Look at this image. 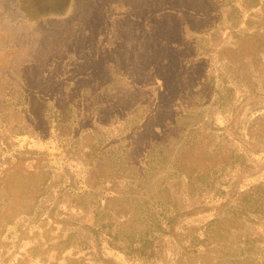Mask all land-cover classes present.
Returning a JSON list of instances; mask_svg holds the SVG:
<instances>
[{
	"label": "rangeland",
	"instance_id": "obj_1",
	"mask_svg": "<svg viewBox=\"0 0 264 264\" xmlns=\"http://www.w3.org/2000/svg\"><path fill=\"white\" fill-rule=\"evenodd\" d=\"M61 1L0 0V264H264V0Z\"/></svg>",
	"mask_w": 264,
	"mask_h": 264
},
{
	"label": "trees",
	"instance_id": "obj_2",
	"mask_svg": "<svg viewBox=\"0 0 264 264\" xmlns=\"http://www.w3.org/2000/svg\"><path fill=\"white\" fill-rule=\"evenodd\" d=\"M258 6L259 0H243V7L245 9H253ZM250 17H252V13H250L249 18L245 20V24H247V26L251 23ZM251 37H253L256 41H261V38L264 39V35L257 31L253 33L245 32L244 35L239 38V44L246 42L247 38L249 40ZM262 46H264V43H262ZM146 222H148V220ZM149 222L150 226L144 232L140 231L136 233H127L123 231L121 226L112 230L109 224H100L98 229L105 234V242L112 250L119 251L126 256L137 257L149 261L160 258V254L162 253V249L160 247L157 249L155 248V240L157 238H155L154 233L158 235V243L161 244V237L165 231L162 227V223L156 219H149Z\"/></svg>",
	"mask_w": 264,
	"mask_h": 264
},
{
	"label": "flooded vegetation",
	"instance_id": "obj_3",
	"mask_svg": "<svg viewBox=\"0 0 264 264\" xmlns=\"http://www.w3.org/2000/svg\"><path fill=\"white\" fill-rule=\"evenodd\" d=\"M35 2V3H34ZM50 3H52L53 5H49ZM33 6L37 5V8L39 11H43L44 9H49L51 7L52 8H61L64 5V2H62L61 0H33L32 2Z\"/></svg>",
	"mask_w": 264,
	"mask_h": 264
}]
</instances>
